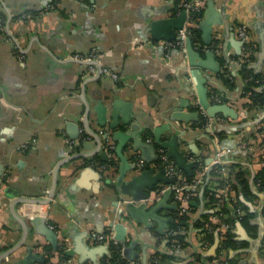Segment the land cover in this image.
<instances>
[{
    "label": "crops",
    "instance_id": "0c3cea01",
    "mask_svg": "<svg viewBox=\"0 0 264 264\" xmlns=\"http://www.w3.org/2000/svg\"><path fill=\"white\" fill-rule=\"evenodd\" d=\"M183 3L0 0V17L6 20L5 31H0V264H58L62 251L68 264H112L114 246L121 247L124 264H216L220 235L216 232L210 243L198 224L218 214L223 199L215 208L210 196L225 195L220 181L239 172L246 174L252 195L242 197L246 210L227 205L226 219L234 221L236 242L245 245L223 252L222 260L264 264V192L254 185L264 169V107H251L243 95L245 84L239 77L243 45L237 35L240 27H247L255 51L249 68L264 78V0L202 1L198 48L214 51L221 71L204 72L212 81L211 98L233 108L238 119L220 114L215 120L204 118L188 125L169 121L173 103L189 99L194 89L186 54L167 51L165 41H153L150 33L152 22L180 15ZM24 14L31 18L22 19ZM94 50L97 63L117 74L118 81L98 78L88 72L91 63L72 59ZM226 71L235 79L233 91L220 78ZM114 100L123 104L120 127L102 129L94 107ZM88 108L89 125L101 150L124 143L125 160L116 154L108 166L106 151V162L98 155L74 159L100 147L87 134ZM126 110L131 117L128 125L121 122ZM167 124L171 127L162 133V141L177 137L188 162H204L200 175L210 174L217 151L231 153L219 176L203 184L199 175L201 183L191 189L186 214H180L173 191L158 188L160 184L157 190L146 191L147 198L131 213L123 203L130 198L124 189L141 171L161 174L154 129ZM76 133L79 139L73 141ZM147 134L154 137V143L146 146L151 162L132 151L135 140L145 145L152 139ZM140 159L147 169L136 168ZM246 215H252L250 228L237 220ZM40 217L57 234L58 251L39 234L34 220ZM119 224L125 227L121 233L125 242L115 240ZM93 233L106 235L108 241L96 243ZM178 234L184 238L182 244L171 239Z\"/></svg>",
    "mask_w": 264,
    "mask_h": 264
},
{
    "label": "water",
    "instance_id": "95a60500",
    "mask_svg": "<svg viewBox=\"0 0 264 264\" xmlns=\"http://www.w3.org/2000/svg\"><path fill=\"white\" fill-rule=\"evenodd\" d=\"M187 23V11L183 10L180 15H178L175 18H167V19H161L158 21H154L150 25V33L151 38L155 42H173L177 39L178 32L181 31ZM186 58L188 60L187 66L190 69V77L192 79V82L194 83V89L190 92V98L189 99H182L179 103H173L171 109H170V117L169 121L171 123H178L180 125H188V124H197L202 119H216V117L220 114L224 115L225 117H229L233 120L238 119V115L236 111L229 107L226 104H217L213 102V99L211 98L212 91L211 79L204 74V72H209L211 74H219L220 71V65L218 64L216 60V53L212 50L205 52L203 49L194 47L193 41L191 38H188L186 41ZM92 65L96 66L98 69V78H101L103 76L102 74V67L97 62L91 63ZM122 102L117 100L113 101L110 105H105L102 103H98L94 107V111L98 117V126L102 129L106 127H110L112 130H117L120 127V120H118V116L120 112L122 111ZM88 108V116L86 121V127H87V134L89 136L94 137L99 141V138L97 137L96 133H94L89 125V111ZM126 118L122 120L124 124L128 125L130 123V116L128 114V111H125ZM110 117V124L108 125V118ZM78 126V125H77ZM70 127H72L70 125ZM171 125L167 124L164 127H159L154 129L155 132V142L156 146H160L161 149H164L166 151V156L169 160L173 161L176 165V168L179 171H182L188 175L192 173V170L196 167L197 163L195 162H188L185 155L180 151L179 149V139L177 137H172L169 141H162V133L164 131H168L170 129ZM79 139V133H76L74 136H72V140L76 141ZM136 145H134L132 151L134 153H142V157L151 162V159H148L147 155V147H149V143H140L138 141H134ZM101 141H99V144ZM85 144V145H84ZM88 143L82 142V145L86 146ZM155 146V147H156ZM107 147H104V150H101V144L97 151L94 153H90L89 155H79L78 157H75L74 159L78 158H87L92 157L95 155H98L100 158H102L103 162L108 161L106 153ZM125 149L124 143L118 145V147H115L114 154H118L119 157L123 160H125L123 156V151ZM87 151H90L88 148ZM219 151L216 152V155L214 158H216ZM108 154V152H107ZM109 156V155H108ZM73 158V157H72ZM110 160V158H109ZM137 168V166H136ZM155 170L154 169H147L145 171H141L140 176L133 179L124 189V194L128 195L130 198L126 201L123 200V203L128 204V208L131 207V213L138 210L137 204L140 203L147 198L148 192L146 191H155L156 188L160 184V187L158 188H165L168 185H173L176 182L175 178H168L164 172V170L161 171V174L154 176ZM2 173L0 172V177ZM151 176V177H149ZM142 189H146L145 191ZM10 192V191H8ZM52 199V195H51ZM47 203V202H46ZM143 206V205H141ZM125 211V209H124ZM128 211V209H127ZM129 213V212H128ZM34 224L36 225L38 232L40 235L47 238L49 242H51L53 248L55 251H58V239L57 234L51 230L47 223L46 219L43 218H36L34 220ZM124 226L123 225H116L114 230L116 231V237L115 240L119 242H125L126 237H121V233H124Z\"/></svg>",
    "mask_w": 264,
    "mask_h": 264
},
{
    "label": "trees",
    "instance_id": "16d2710c",
    "mask_svg": "<svg viewBox=\"0 0 264 264\" xmlns=\"http://www.w3.org/2000/svg\"><path fill=\"white\" fill-rule=\"evenodd\" d=\"M199 40H200V34H199L198 29H196L193 31V35H192V41L196 48H198ZM239 77L245 84L243 95L245 97H248V100H250L249 105L255 108H263L264 107V89L262 88L264 87V78H262V76L260 75H254L251 69L249 68V64L244 65L242 67L239 73ZM220 78L222 79L224 86L228 91H233L235 89L236 87L235 79L230 75L228 71L221 74ZM148 137L152 138L151 140L154 143V137H152L150 134L149 135L147 134L146 138ZM157 147L161 149L160 146H157ZM157 163H158L157 165L158 168H161L162 160L160 159V157ZM200 164L204 166V162L198 163L196 167L192 170V173L190 175L181 171L182 175L184 176L185 184L195 185L199 181L200 172H203V168L200 166ZM220 173H221V167H214L212 171L210 172V174L205 175L203 177L202 183L205 184L208 178L213 177V176L214 177L219 176ZM254 185L257 186L261 192H264V169L260 171L259 174L256 176L254 180ZM219 188L223 190L227 189V193L221 196L220 197L221 199L218 198L215 193L211 194L210 196L211 204H213L214 207L216 208V206L220 205L219 201L223 199L221 210L218 212V214L217 213H214V214L219 215L222 222L225 225H230L231 230H228L224 233L219 231V227L211 223L212 222L211 216H214V214L206 216L204 220L198 224V226L203 229V232L206 234V238L209 239L210 243L213 242L214 234L218 232L222 240L219 250H218L219 251L218 259L220 261H223L222 255H221L223 252H228L229 250L236 251L238 249H241L245 245L244 243L241 244V243L236 242L234 233L232 231V225L234 226V221H232L231 219H226V216L228 214L226 206L232 205L233 208L237 211L246 210L247 208L244 202L242 201V197L249 198L252 195V193H251V184L248 181L246 174L244 172H239L234 177H229L227 180L223 179L222 181H220ZM188 192L192 193L191 190H189ZM251 217L252 215L239 216L237 220L244 226L250 228L249 220ZM183 218L184 217L180 218V222L181 220H183ZM179 226H180V223L174 226V229H173L174 232L176 233L179 232V228H178ZM171 239L181 244L183 243V240H184L183 236H181L180 234H178L175 237H172ZM112 250H113V256H112L111 263L112 264H116V263L124 264L122 257H121V247L119 248V247L114 246L112 247ZM62 257L64 260L68 259L64 251H62ZM227 262H229L230 264H234V260H231V259H228Z\"/></svg>",
    "mask_w": 264,
    "mask_h": 264
},
{
    "label": "built area",
    "instance_id": "2783aa9c",
    "mask_svg": "<svg viewBox=\"0 0 264 264\" xmlns=\"http://www.w3.org/2000/svg\"><path fill=\"white\" fill-rule=\"evenodd\" d=\"M202 1L203 0H184L183 3V9L185 11H187V23L185 25V27L178 32V36L177 39L173 42H165L164 44V48L167 51H171L173 49H177L183 53H186V41L188 38L192 39V35H193V31L196 30L201 22V14H202ZM1 7V6H0ZM31 15L30 14H24L22 19H30ZM6 29V20L4 17H0V31L4 32ZM238 38L241 41L242 45H243V54L242 57L240 59V65L243 67L244 65H248L253 61V57L255 54L254 51V47L251 44L250 41V34L249 31L247 29V27L242 26L238 29ZM10 43H13L11 41V39H9ZM98 52L97 51H93L92 53H90L89 55L85 56V55H80V54H75L72 56V59L76 60V61H84V62H89V63H93V62H97V58H98ZM88 72L91 74H97L98 73V69L96 66L94 65H90L88 67ZM102 74L104 76L110 77L113 81H118L119 76L113 72H111L108 69L102 68ZM207 126L210 127V124H208ZM148 143H153V141L151 139H147ZM109 158H110V163L108 164V166L111 165V163H113L116 160V155L114 154L115 151V146H109L107 149ZM231 153V150H226V151H219V153L217 154L216 158H215V166L214 167H221V172L224 170V160L225 157ZM159 154H160V159L162 160V166L161 168L164 170L166 176L168 178H175L176 182L173 185H168L166 186L167 189L172 190L175 200L176 202L179 204V210H180V214L184 215L189 211L190 208V203L192 201V193L188 192L189 190H191L192 188H194L197 183L195 185H188L184 183V176L182 175V172L179 171L176 168V165L173 161L169 160L166 156V151L164 149H159ZM136 166L137 168H139L140 170H145L148 168V166L146 165V162L142 159L138 160L136 162ZM205 173H202L201 179L204 177ZM201 183V180H199ZM165 187V188H166ZM164 188V190H166ZM164 192V191H163ZM241 212V211H240ZM213 225H216L219 227V231L226 232L228 230H231V226L230 225H225L220 216L217 215L213 218L212 221ZM211 228V227H210ZM93 240L96 243H104L106 241H108V237L106 235H100L97 233H93ZM62 260L58 263V264H68V262L66 260L63 259V257L61 258ZM216 264H230L227 261H218Z\"/></svg>",
    "mask_w": 264,
    "mask_h": 264
}]
</instances>
